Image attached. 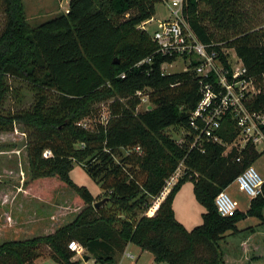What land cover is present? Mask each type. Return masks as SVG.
<instances>
[{
    "label": "trees",
    "instance_id": "1",
    "mask_svg": "<svg viewBox=\"0 0 264 264\" xmlns=\"http://www.w3.org/2000/svg\"><path fill=\"white\" fill-rule=\"evenodd\" d=\"M165 1L70 0L67 12L32 26L24 0H0L5 22L0 31V132H12L18 124L30 132L33 184L28 194L51 199L53 188L65 186L86 206L52 235L2 243L0 264H36L41 258L81 264L69 249L71 242L79 243L97 264H117L116 256L130 244L152 254L158 264H233L227 237L253 234V229L238 228L248 218L264 224V185L246 212L222 217L216 207L217 196L264 154L252 143L229 153L216 143L205 153L193 147L198 132L191 118L202 100L201 78L193 67L163 73L162 65L175 59L160 56L142 28ZM261 6L264 0H186L184 8L199 40L218 43L217 50L234 48L248 79L263 87L246 102L257 113H264V26L254 27ZM149 58L150 64L137 67ZM15 84L32 93L28 108L5 109L9 97L20 106L25 96ZM139 91L148 96L151 109L138 110ZM108 99L113 100L110 118L102 122L103 108L94 104ZM86 117L98 120L83 128L80 122ZM171 129L183 131L182 143L168 133ZM239 134L237 123L226 117L218 131L223 142L231 145ZM183 162V176L155 216L142 215ZM76 164L101 185L103 199L73 182ZM187 182H193L196 200L205 209L203 223L192 230L174 210Z\"/></svg>",
    "mask_w": 264,
    "mask_h": 264
},
{
    "label": "rangeland",
    "instance_id": "2",
    "mask_svg": "<svg viewBox=\"0 0 264 264\" xmlns=\"http://www.w3.org/2000/svg\"><path fill=\"white\" fill-rule=\"evenodd\" d=\"M24 3L30 24L38 26L67 12L70 0H24ZM254 8H251V11ZM259 11L261 12L259 17L255 16V28L264 26V7ZM169 16L170 10L165 3L156 6L154 17L156 20H164ZM4 23L3 14L0 13V31L3 29ZM156 26V22L147 26L150 34L153 35L157 31ZM183 69V62L179 60L172 67H167V73H180ZM16 87L25 94L21 98V105L17 104L13 96L6 100L5 109L28 108L31 104L32 93L30 94L29 90L24 89V86L16 85ZM112 101L111 99L99 100L94 104L95 107L103 108L100 118L102 122H106L110 118L109 105ZM147 104L143 102L138 110H144ZM95 120L97 121L98 117ZM95 120L86 117L80 123H91ZM29 133V130L22 124L16 125L12 132H0V245L7 241H23L37 236H46L45 228L54 229L59 225L62 227L73 222L86 207L83 202L79 203L76 192L65 186L53 188L51 199L28 194V189L33 184L27 148ZM168 133L176 141L180 142L183 139V131L171 129ZM229 149L226 147V151ZM255 168L264 178V156L256 162ZM71 179L77 186L87 188L95 199L104 198L105 192L101 185L94 181L81 165H75L71 172ZM226 191L238 201L242 212L249 209L251 199L240 192L235 183ZM158 208L159 205L154 201L150 210L142 215L154 216ZM174 210L177 219L188 230L203 223L205 209L195 198L193 182H187L182 187L174 203ZM245 223L244 228L246 230L253 229L254 233L249 234L244 246L239 248V253L232 256L231 262L233 264H264V224L256 219ZM246 233L248 231L243 232V234ZM230 241L233 244L234 241L231 239ZM227 250L230 252L229 244ZM79 261L82 262L83 259L80 258ZM38 262L39 264H58L44 258L39 259Z\"/></svg>",
    "mask_w": 264,
    "mask_h": 264
},
{
    "label": "built area",
    "instance_id": "3",
    "mask_svg": "<svg viewBox=\"0 0 264 264\" xmlns=\"http://www.w3.org/2000/svg\"><path fill=\"white\" fill-rule=\"evenodd\" d=\"M185 2L186 0H166L165 4L170 10L169 18H153L143 23L142 28L149 33L147 26L156 22L157 31L153 35L149 34L157 45V53L164 58L175 59V63L182 61V72H187L193 67L201 78L202 100L191 118V126L198 132L193 147L205 153L209 144L216 143L230 148L226 151L229 153L234 147L243 150L248 143H252L264 154V113L251 112L246 107V102L259 96L263 87L257 86L251 77L248 79V70L234 48L217 50L218 43L205 45L199 40L185 17ZM151 62V58L146 59L137 67ZM173 64H163V73H167V67H172ZM136 96L141 99L142 104L148 103V109L151 108L149 98L144 92L139 91ZM228 116L237 123V129L240 131L236 142L231 145L225 144L218 135L224 119ZM80 125L87 127V123ZM182 141L183 139L178 143ZM50 155V152L45 153L46 157ZM240 161L241 159H238V162ZM185 169L183 162L167 181L161 196L155 200L156 204L160 206L183 176ZM235 184L240 192L252 200L262 194L264 178L253 165L237 178ZM215 204L222 217H232L239 211L238 201L226 190L217 196ZM69 249L76 252V257L79 258L86 254L85 249L77 242H71ZM128 258L134 259V256L128 255Z\"/></svg>",
    "mask_w": 264,
    "mask_h": 264
},
{
    "label": "crops",
    "instance_id": "4",
    "mask_svg": "<svg viewBox=\"0 0 264 264\" xmlns=\"http://www.w3.org/2000/svg\"><path fill=\"white\" fill-rule=\"evenodd\" d=\"M181 191V190H180ZM179 194V193H178ZM177 194V196H178ZM195 195V194H194ZM176 196V198H177ZM176 198H175V201H176ZM196 198V197H195ZM174 201V203H175ZM204 208V207H203ZM239 211L240 208H239ZM248 211V210H247ZM155 216V214H154ZM252 218H248L247 220L245 221H242L238 224V228L239 230L241 231H245L246 229L244 228L246 224L245 222H250ZM243 224V225H241ZM185 226V225H184ZM57 229L60 228V225L58 227H56ZM56 228L52 229V228H45L44 229V233L46 234V236L48 235H52L56 232ZM187 228V227H186ZM244 228V229H243ZM51 230V231H49ZM239 236V238H238ZM249 237V236H248ZM248 237H245L244 234H240V235H237V236H229L227 237V245H226V249L228 248V244L230 245V254L231 255H235V253H239V248H241V246L243 247L244 244L246 243V241L248 240ZM233 240V244L232 242L230 241ZM239 239V241H238ZM27 240V239H26ZM128 255H132L134 256V259H130L128 258ZM43 259V258H42ZM44 259H49V260H52L50 258H44ZM83 259V258H82ZM75 260H80L79 257H76ZM39 261V260H38ZM36 262V264H39V262ZM53 261V260H52ZM116 261H117V264H158L154 261V257L152 256V254H150L149 252H146V251H143L141 250L139 247L135 246V245H132L130 244L124 251V253L122 254H118L116 256ZM55 262V261H53ZM81 264H97L96 261L94 259H90L89 261H82Z\"/></svg>",
    "mask_w": 264,
    "mask_h": 264
},
{
    "label": "water",
    "instance_id": "5",
    "mask_svg": "<svg viewBox=\"0 0 264 264\" xmlns=\"http://www.w3.org/2000/svg\"><path fill=\"white\" fill-rule=\"evenodd\" d=\"M151 109V108H150ZM106 203V200H103V201H101V202H99V203H97L96 204V208H99L100 206H102V205H104ZM91 258L89 257V256H84L83 257V260L84 261H89Z\"/></svg>",
    "mask_w": 264,
    "mask_h": 264
}]
</instances>
